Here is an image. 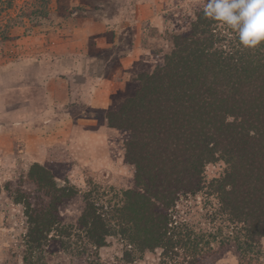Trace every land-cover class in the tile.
Returning <instances> with one entry per match:
<instances>
[{"label":"trees","instance_id":"16d2710c","mask_svg":"<svg viewBox=\"0 0 264 264\" xmlns=\"http://www.w3.org/2000/svg\"><path fill=\"white\" fill-rule=\"evenodd\" d=\"M202 9L171 36L162 63L139 74L133 95L106 113L107 126L126 134L127 189L109 197L89 187L77 221L64 224L59 206L79 190L58 186L45 165H30V188L5 185L26 218L23 264H48L44 255L60 250L85 255L75 264H108L92 252L110 236L123 243L126 263L160 249L158 264H217L218 249L232 244L238 264H264V43L243 48ZM219 160L223 172L206 181L205 166ZM201 191L227 223L220 241L177 218L178 200Z\"/></svg>","mask_w":264,"mask_h":264},{"label":"rangeland","instance_id":"374dc122","mask_svg":"<svg viewBox=\"0 0 264 264\" xmlns=\"http://www.w3.org/2000/svg\"><path fill=\"white\" fill-rule=\"evenodd\" d=\"M11 1L8 8L0 0V264H23L26 218L5 185L30 188V165H45L58 186L79 190L59 206L64 224L77 221L89 187L109 197L127 189L134 169L123 159L126 134L107 126L106 113L133 95L139 74L162 63L171 36L189 27L205 0ZM224 167L222 160L207 164L206 181ZM176 209L196 232L217 241L228 232L217 199L205 191L181 197ZM260 243L264 248V238ZM91 250L89 259L97 254L108 264H158L161 252L126 263L115 236ZM44 259L83 263L85 255L76 260L60 250ZM238 262L232 244L218 249L217 264Z\"/></svg>","mask_w":264,"mask_h":264},{"label":"clouds","instance_id":"9594fccd","mask_svg":"<svg viewBox=\"0 0 264 264\" xmlns=\"http://www.w3.org/2000/svg\"><path fill=\"white\" fill-rule=\"evenodd\" d=\"M202 11L206 18L226 25L243 48L264 43V0H205Z\"/></svg>","mask_w":264,"mask_h":264}]
</instances>
